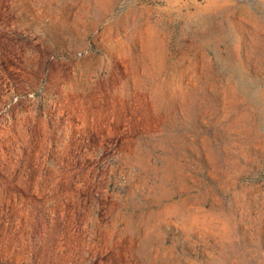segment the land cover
<instances>
[{
	"label": "rangeland",
	"instance_id": "obj_1",
	"mask_svg": "<svg viewBox=\"0 0 264 264\" xmlns=\"http://www.w3.org/2000/svg\"><path fill=\"white\" fill-rule=\"evenodd\" d=\"M0 264H264V0H0Z\"/></svg>",
	"mask_w": 264,
	"mask_h": 264
}]
</instances>
